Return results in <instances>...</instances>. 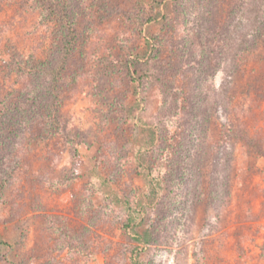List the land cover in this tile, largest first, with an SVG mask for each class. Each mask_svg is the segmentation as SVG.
<instances>
[{
	"label": "rangeland",
	"instance_id": "1",
	"mask_svg": "<svg viewBox=\"0 0 264 264\" xmlns=\"http://www.w3.org/2000/svg\"><path fill=\"white\" fill-rule=\"evenodd\" d=\"M50 1L75 20L62 131L37 114L57 20L0 0V264H133L135 245L141 264H264V37L232 61L257 18L242 0Z\"/></svg>",
	"mask_w": 264,
	"mask_h": 264
},
{
	"label": "trees",
	"instance_id": "2",
	"mask_svg": "<svg viewBox=\"0 0 264 264\" xmlns=\"http://www.w3.org/2000/svg\"><path fill=\"white\" fill-rule=\"evenodd\" d=\"M43 3L42 4V12L44 14L45 17H47V19H49V17H55L56 18V23L59 26V36L61 35V40H60V44H61V48H60V56L56 57L55 60V66L49 70L46 69V67H40V69H42L44 71V75L47 78L49 76V87H48V102H50L49 106L46 108V106H43V112L38 111L37 114L42 115V118L40 119V123L42 125L50 123L52 124L57 130L62 131V127L58 122V106L56 107V91H55V82H56V77H58V74L60 73V69H62L65 60L67 59V56L71 53V51L73 50L75 43H76V31H75V20H74V15L69 12L68 10L65 9V7L60 4V3H55L50 0H42ZM240 9H242L245 12H250L251 14H253L252 17L257 18L256 20H254V22H256L257 24V29L253 30L251 33H246V34H242L241 35V39L243 42V44L241 45V48H238V52L233 53V58L232 61H237L238 58H240V60L246 59L247 55H249V51L250 49L253 48V46H251L250 48L245 47L246 45H248V42L250 39H254L256 37L263 38L264 37V0H242V4L240 6ZM250 38V39H249ZM249 39V40H248ZM153 46L150 44V47L147 49L148 51L146 52V55H144L142 57V59L145 58L146 62L145 64H150L151 65V61H153L152 59V54H153ZM245 47V48H244ZM227 50V49H226ZM229 50V49H228ZM152 56V57H151ZM140 58V57H139ZM138 58V56L132 57V59L130 58V71H131V67L135 65L136 61H139L140 59ZM148 60V61H147ZM159 73H162L159 70H154V67L149 68V67H144V69L142 70L140 76H138L136 78L137 81H139L140 83H142L144 79H150L155 77L157 79L158 82H160L162 84L163 82V76H160ZM134 74V72H132V75ZM134 76V75H133ZM132 76V77H133ZM173 97V94L171 93H166L164 92L163 94V100H164V106H167V104L170 103V98ZM175 100V99H174ZM204 98L202 99V96L200 95L199 101H203ZM25 103V102H22ZM24 109H21V111H23ZM41 113V114H40ZM157 184H160V182L158 181ZM131 228V237L134 239V241H136L138 244H145V243H149L152 239V232L148 229H145L143 231H137L135 230V226L132 224L130 226ZM142 248H140L138 245H135L133 247V264H141L140 261L137 259V254L139 253V251Z\"/></svg>",
	"mask_w": 264,
	"mask_h": 264
}]
</instances>
